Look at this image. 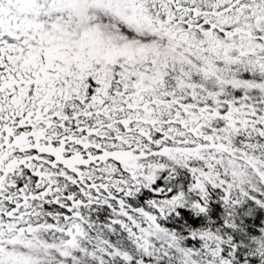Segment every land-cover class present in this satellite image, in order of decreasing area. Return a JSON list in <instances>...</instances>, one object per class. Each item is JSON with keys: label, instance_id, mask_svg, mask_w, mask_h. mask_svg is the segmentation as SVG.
<instances>
[{"label": "snow or ice", "instance_id": "1", "mask_svg": "<svg viewBox=\"0 0 264 264\" xmlns=\"http://www.w3.org/2000/svg\"><path fill=\"white\" fill-rule=\"evenodd\" d=\"M0 264H264V0H0Z\"/></svg>", "mask_w": 264, "mask_h": 264}]
</instances>
